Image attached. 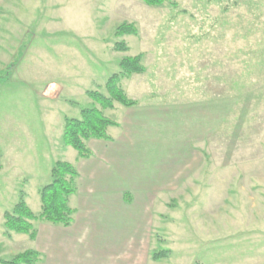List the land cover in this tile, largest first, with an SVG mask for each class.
<instances>
[{"label":"rangeland","instance_id":"obj_1","mask_svg":"<svg viewBox=\"0 0 264 264\" xmlns=\"http://www.w3.org/2000/svg\"><path fill=\"white\" fill-rule=\"evenodd\" d=\"M123 23L138 35L117 37ZM141 54L146 73L122 82L138 105L105 111L122 127L79 163L63 146L65 118L93 107L87 92L105 93L121 59ZM58 161L81 165L85 186L93 165L114 168L109 181L141 216V231L118 252L103 243L94 264L263 259L264 0H0V259L34 250L25 235L5 237L3 217L21 191L40 212ZM43 238L38 264H57V232ZM160 251L168 258L154 261Z\"/></svg>","mask_w":264,"mask_h":264},{"label":"trees","instance_id":"obj_2","mask_svg":"<svg viewBox=\"0 0 264 264\" xmlns=\"http://www.w3.org/2000/svg\"><path fill=\"white\" fill-rule=\"evenodd\" d=\"M146 6L159 8L168 0H141ZM128 35H138L134 24L123 23L116 29V36L121 38ZM117 52L127 53L128 46L124 42L114 45ZM146 73L144 55L124 57L119 63V72L113 74L105 83V93L101 90H91L87 96L94 102L91 108L82 109L80 117L65 118L62 133L63 146L74 149L79 160H89L93 152L89 148L92 140L111 143L114 141L109 131L118 128L119 123L108 118L104 112L113 110L116 104L125 108L138 105L123 89L122 82L134 75ZM1 168V167H0ZM79 190V172L75 165L66 161H58L51 170V182L39 191L40 212L34 213L25 200V194L20 192V199L11 211L3 217L5 237L11 239L13 235H25L31 241L38 237L36 223H45L53 226L70 227L74 222L75 209L70 201ZM127 203L131 202L129 194H125ZM168 251L154 253V261L168 258ZM42 259L39 252L26 250L9 260L0 259V264H38Z\"/></svg>","mask_w":264,"mask_h":264},{"label":"crops","instance_id":"obj_3","mask_svg":"<svg viewBox=\"0 0 264 264\" xmlns=\"http://www.w3.org/2000/svg\"><path fill=\"white\" fill-rule=\"evenodd\" d=\"M121 127L119 124L117 129L120 130ZM98 143L107 142L90 141L88 145L92 152L93 149L90 146ZM112 143L114 141L109 144ZM94 157L95 153L93 152L91 159L82 160L79 163L91 162ZM93 166L89 172L92 179L85 186L80 182L85 172L79 165V190L70 201L71 207L76 211L73 224L70 227H62L39 223L38 237L34 242L32 241L34 250L42 253L44 258H48L49 253L44 249L45 245L40 244L44 239L43 233L57 232V264H94L93 253L96 250L101 251L103 243L107 247L111 245L113 247L111 250L118 252L120 247H125L126 232L141 231V216L139 215L136 219L135 212L128 208L130 204L126 202L120 184L116 183L115 185L109 181L114 168L98 164ZM100 175L103 176L102 181L98 180ZM104 175L106 176L104 177ZM98 186L103 187L104 191H98ZM110 186L116 187L110 188ZM127 224L132 226L131 229H128ZM110 232H114L115 239L110 237ZM107 251L109 248L106 250V254ZM255 258L251 255L245 262L239 261L233 262V264H255L258 261L259 264H264V258L259 260Z\"/></svg>","mask_w":264,"mask_h":264}]
</instances>
